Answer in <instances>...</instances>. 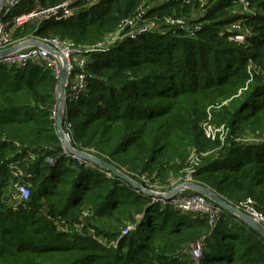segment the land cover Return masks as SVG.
I'll use <instances>...</instances> for the list:
<instances>
[{
    "label": "trees",
    "instance_id": "trees-1",
    "mask_svg": "<svg viewBox=\"0 0 264 264\" xmlns=\"http://www.w3.org/2000/svg\"><path fill=\"white\" fill-rule=\"evenodd\" d=\"M38 1L48 9L68 0ZM92 1L71 19L9 29L16 41L60 38L92 46L140 4L76 6ZM202 1L167 4L153 16L190 17ZM236 1L209 5L196 37L178 29L140 33L95 54L86 91L67 100L71 145L141 185L144 174L165 188L183 176L196 148L206 156L195 181L236 207L250 200L264 214V143L243 141L264 137V0H248L256 14L244 18L231 13ZM33 8L34 0H25L10 19ZM239 21L252 33L243 45L230 40ZM58 84L50 70L0 64V264H190L191 248L203 237L202 264H264V238L237 216L224 211L212 229L207 218L162 209L115 175L68 154L53 113ZM210 107L213 124L229 128L224 145L205 136ZM31 153L30 202L20 211L4 209L1 179L12 162Z\"/></svg>",
    "mask_w": 264,
    "mask_h": 264
},
{
    "label": "built area",
    "instance_id": "built-area-1",
    "mask_svg": "<svg viewBox=\"0 0 264 264\" xmlns=\"http://www.w3.org/2000/svg\"><path fill=\"white\" fill-rule=\"evenodd\" d=\"M24 1L25 0H4L2 3L0 10V51L6 50L13 45V40L11 39L13 36L9 29L11 26L19 28L29 22H37L44 19H71L77 16L81 10H86V6L78 8L76 4L91 0H68L57 7L48 9L41 8L39 1L34 0V8L32 11L22 13L10 19L12 12ZM191 1L192 0H140L137 10L131 17L122 20L113 34L105 37L92 46L77 45L73 41L60 38L46 40L33 38L52 48L53 53L46 47H27L5 56H1L0 64L8 69H24L30 65L38 66L50 70L55 78L60 81L65 62H67L68 76L65 85V106H67L68 99L77 100L87 89L88 80L92 78V75L88 72V66L94 62V58L91 59V56L100 52H108L116 48L128 38V35L154 32L162 33L167 30L178 29L184 31L190 38L196 37L198 32H200L204 26L205 22L203 18L208 12L209 5H212L215 0H213V2H210V0L202 1L198 11L194 12L190 17H178L174 15H166L162 17L153 16L155 10L166 6L167 4L181 2L190 4ZM93 3V1L90 2V4ZM233 12L234 14H240L243 18L252 17L256 14L255 8L251 6L248 0L236 1L233 7ZM242 24L243 22L239 21L238 23L231 25L232 28L230 29L233 32L230 40L241 45L252 35L251 31L246 29ZM226 103L227 102L222 105ZM212 108L213 107L209 108L210 111ZM53 113L56 117L57 106L54 108ZM66 116L67 108L65 107V118ZM203 130L207 139L211 141L218 140L222 145L225 144L226 137L229 133V128L226 125L218 126L213 124L211 112L208 113V118L203 125ZM65 133L70 140V135L66 130ZM245 139V141H252L250 140L252 138ZM64 150L67 151L65 147ZM67 153L70 154L68 151ZM204 156H206V153L193 148L190 151L186 166L182 172L183 176L171 183L170 187H168L170 190L164 193L160 192L163 190L162 186L154 184L151 181V178L142 174L139 176L140 180L144 183L142 187L150 190L154 195H148L144 191L135 189L136 192L142 196L148 197L154 204H157L162 209H173L193 217L207 218L211 228L214 229L224 214V210L221 207L199 192L188 187H184L180 192L175 193L172 196H167L166 194L179 185L198 183L194 180V175L200 167ZM74 158L83 162L81 158ZM25 159L23 165L27 166L35 161V155L31 153ZM13 170L18 173L16 177L22 179L18 189L19 201L22 205L26 206L30 202L31 184L27 181L29 174L28 172H24L21 167L20 169L14 168ZM161 194L164 195L159 196ZM237 208L258 221L264 229V214L255 209L252 201L249 200L244 202ZM63 227L60 228L62 229ZM130 230H132V228L124 230V235L128 234ZM205 241L206 238L203 237L192 246L190 251V264H202L204 260Z\"/></svg>",
    "mask_w": 264,
    "mask_h": 264
},
{
    "label": "water",
    "instance_id": "water-1",
    "mask_svg": "<svg viewBox=\"0 0 264 264\" xmlns=\"http://www.w3.org/2000/svg\"><path fill=\"white\" fill-rule=\"evenodd\" d=\"M3 1L4 0H0V10H1ZM27 47H46L53 53L52 48L47 46L45 43H43L39 40H30V41H26L23 43H19L15 46H12L6 50L1 51L0 57L5 56V55L10 54V53H13V52H16V51H19V50H22V49L27 48ZM67 76H68L67 62H65L64 69L62 71V76H61V79H60L59 85H58V103H57V116H56L57 133H58L59 139L62 142V144L64 145V147L67 149V151L72 156L84 159L87 162H90V163H93V164L99 166L100 168L106 170L110 175L113 174L116 177H118L119 179L123 180L125 183L130 184L134 189L144 191L148 195H154L153 192L142 187V185L140 183L133 180L131 177H129L124 172L118 170L114 165L106 162L105 160H103L97 156L86 154L85 152L80 151L71 145L70 140L66 136L65 128H64L65 107H66L65 106V97H66L65 85L67 82ZM184 187H188L190 189H193V190L199 192L200 194H202L203 196L207 197L212 202H214L216 205L221 207L224 211L237 216L238 218L243 220L245 223H247L249 226H251L253 229H255L264 238V229L258 221H256L254 218H252L248 214L244 213L242 210H240L239 208H237L233 204L224 200L222 197H220L217 193H215L209 187H206V186L199 184V183H187L185 185H181V186L167 192L166 194H167V196H172L175 193L180 192ZM162 195H164V194H161L159 196H162Z\"/></svg>",
    "mask_w": 264,
    "mask_h": 264
},
{
    "label": "rangeland",
    "instance_id": "rangeland-1",
    "mask_svg": "<svg viewBox=\"0 0 264 264\" xmlns=\"http://www.w3.org/2000/svg\"><path fill=\"white\" fill-rule=\"evenodd\" d=\"M218 1H220V0H215L214 1V3H216V2H218ZM25 2V1H24ZM214 3H212V5L214 4ZM211 5V6H212ZM92 6H94V3L93 4H91V5H89V6H87L86 7V10L87 9H90ZM233 9V8H232ZM231 9V13L233 14V15H235L234 14V12H233V10ZM9 19V18H8ZM20 28V27H19ZM232 28V27H231ZM11 33L13 34V32H12V30H11ZM133 36H135V35H128L127 37L128 38H130V37H133ZM12 40H13V45H11V46H15V45H17V44H19V43H23V42H26V41H30V40H37V39H33V38H26V39H24V40H20V41H16V40H14V38L12 37L11 38ZM231 41H233V40H231ZM234 42V41H233ZM237 44H239V43H237ZM245 44V43H244ZM240 45V44H239ZM243 45V44H242ZM1 52V51H0ZM93 54V53H92ZM94 58V55H92L91 56V59H93ZM225 102H227L228 103V101H225ZM224 102V103H225ZM209 112H211L210 111V109L208 108V110H207V113H209ZM213 118V117H212ZM213 120V119H212ZM246 139H243V141H245ZM250 140H252V142H259V143H264V137H260V138H252V139H250ZM81 151V150H80ZM84 152V151H83ZM86 154H89V155H91L90 153H87V152H85ZM74 157V156H73ZM25 160L26 159H24V158H22L20 161H17V162H12L10 165H9V168H10V174L8 175V176H4V177H2V181H3V183L5 184V188H4V190L2 191V204H3V207H4V209H11V210H18V211H20V210H22V209H24V205H22L21 203H20V201H19V192H18V189H19V184L21 183L20 181H22V179L21 178H18V177H16V175L18 174L17 172H15L13 169L14 168H17V169H20V167H21V165H23V163L25 162ZM83 160V162H87L86 160H84V159H82ZM6 178V179H5ZM175 181V179L172 177V182H174ZM182 184V183H181ZM179 186H181V185H179ZM178 186V187H179ZM31 188H32V186H31ZM163 188V190L162 191H160V192H166V191H168V190H170V189H168V188H165V187H162ZM177 188V187H176ZM175 189V188H174ZM33 190V189H32ZM173 190V189H172ZM156 192H158V191H156ZM28 210H30V207L29 208H27ZM183 214V213H182ZM183 215H187V214H183ZM190 216V215H189ZM64 227L61 229L62 231H68L69 229L67 228V225H63ZM75 227V226H74ZM77 227V226H76ZM75 227V228H76ZM80 228L81 227H78V229H79V231H80ZM70 230H71V228H70ZM132 230H133V228H132ZM83 233V232H82ZM89 233L90 234H92V232L91 231H89Z\"/></svg>",
    "mask_w": 264,
    "mask_h": 264
},
{
    "label": "crops",
    "instance_id": "crops-1",
    "mask_svg": "<svg viewBox=\"0 0 264 264\" xmlns=\"http://www.w3.org/2000/svg\"><path fill=\"white\" fill-rule=\"evenodd\" d=\"M21 169L24 171V172H28V168L26 165H22L21 166Z\"/></svg>",
    "mask_w": 264,
    "mask_h": 264
}]
</instances>
